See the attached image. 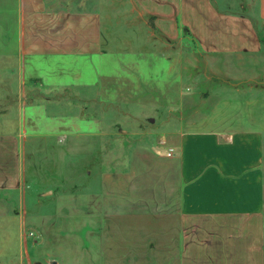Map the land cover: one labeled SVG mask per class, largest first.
Instances as JSON below:
<instances>
[{"label": "crops", "instance_id": "crops-1", "mask_svg": "<svg viewBox=\"0 0 264 264\" xmlns=\"http://www.w3.org/2000/svg\"><path fill=\"white\" fill-rule=\"evenodd\" d=\"M133 1L159 33L176 36L184 25L204 52L238 57L226 67L240 68L245 55L254 67L258 61L251 56L264 51V0ZM236 2L238 8L233 7ZM104 20L96 10L62 8L54 0H0V60L8 75L25 87L14 95L25 101L13 106L20 123L9 131L30 133L28 118L33 134L52 138L55 132H69L59 134L57 143L64 138L65 144L70 142L72 162L78 144L96 152V142L106 137L105 125L103 129L96 120L76 123V111H56L55 100L61 98L31 97L26 86L34 77L42 78L41 57L110 51L104 43ZM256 80L250 72L234 77L227 82L234 85L236 97H226L199 119L169 124L158 140L132 146L119 166L104 162L88 169L87 194L95 198L89 211L104 220H143L141 238L150 230L159 243L167 242L170 264H264V118L258 127L256 117L257 112L264 114V106L259 111L251 84ZM19 142L11 134L1 141L2 150L12 155ZM7 170L6 179L17 178L14 167ZM126 225L132 228L130 222Z\"/></svg>", "mask_w": 264, "mask_h": 264}, {"label": "rangeland", "instance_id": "rangeland-1", "mask_svg": "<svg viewBox=\"0 0 264 264\" xmlns=\"http://www.w3.org/2000/svg\"><path fill=\"white\" fill-rule=\"evenodd\" d=\"M54 2L62 8L100 12L107 26L104 43L110 51L41 57L42 78L34 77L26 90L31 97L61 98L54 99L56 111H76V123L96 120L103 129L107 127L106 137L98 139L95 153L78 144L76 162H72L70 142L65 144L64 138L62 144L57 143L59 134L69 132H55L52 138L33 134L28 118L30 133L9 131L20 123L13 106L25 100H16L14 95L24 86L8 75L0 60V264H170L167 242L159 243L150 230L141 238L143 220H104L98 212L89 211L95 198L87 194V170L100 168L104 162L119 166L132 146L158 140L169 124L199 119L226 97H236L234 85L227 82L236 76L256 74V83L251 84L256 87L260 111L264 51L251 56L258 61L254 67L249 55L243 57L246 62L240 68L234 67L230 64L239 61L237 56L204 52L184 25H179L176 36L159 33L150 17L140 15L133 0ZM233 7L238 8V3ZM62 62L73 64L62 70ZM61 81L72 85L54 83ZM262 113L257 112L258 127ZM11 134L20 142L7 155L1 141ZM12 167L17 178L10 181L6 171ZM262 172L264 176V155ZM128 222L132 228L126 227ZM138 239V245L132 243Z\"/></svg>", "mask_w": 264, "mask_h": 264}, {"label": "water", "instance_id": "water-1", "mask_svg": "<svg viewBox=\"0 0 264 264\" xmlns=\"http://www.w3.org/2000/svg\"><path fill=\"white\" fill-rule=\"evenodd\" d=\"M53 264H56V263H55V261H54V263H53Z\"/></svg>", "mask_w": 264, "mask_h": 264}, {"label": "built area", "instance_id": "built-area-1", "mask_svg": "<svg viewBox=\"0 0 264 264\" xmlns=\"http://www.w3.org/2000/svg\"><path fill=\"white\" fill-rule=\"evenodd\" d=\"M169 154H171V153H169Z\"/></svg>", "mask_w": 264, "mask_h": 264}]
</instances>
